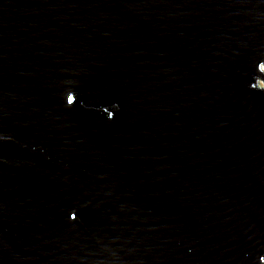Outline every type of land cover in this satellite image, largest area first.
I'll use <instances>...</instances> for the list:
<instances>
[{
	"label": "water",
	"instance_id": "water-1",
	"mask_svg": "<svg viewBox=\"0 0 264 264\" xmlns=\"http://www.w3.org/2000/svg\"><path fill=\"white\" fill-rule=\"evenodd\" d=\"M263 69L264 0H0V264H264Z\"/></svg>",
	"mask_w": 264,
	"mask_h": 264
},
{
	"label": "snow or ice",
	"instance_id": "snow-or-ice-1",
	"mask_svg": "<svg viewBox=\"0 0 264 264\" xmlns=\"http://www.w3.org/2000/svg\"><path fill=\"white\" fill-rule=\"evenodd\" d=\"M67 99H68L69 103H72L73 100H74V97H72L71 95H69Z\"/></svg>",
	"mask_w": 264,
	"mask_h": 264
},
{
	"label": "rangeland",
	"instance_id": "rangeland-1",
	"mask_svg": "<svg viewBox=\"0 0 264 264\" xmlns=\"http://www.w3.org/2000/svg\"><path fill=\"white\" fill-rule=\"evenodd\" d=\"M263 71H264V69H263ZM262 85H264V83H261Z\"/></svg>",
	"mask_w": 264,
	"mask_h": 264
}]
</instances>
